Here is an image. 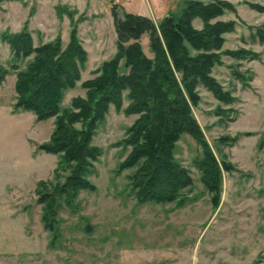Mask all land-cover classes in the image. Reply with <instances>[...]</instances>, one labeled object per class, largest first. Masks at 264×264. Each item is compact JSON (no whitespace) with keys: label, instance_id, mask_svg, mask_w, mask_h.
Masks as SVG:
<instances>
[{"label":"rangeland","instance_id":"rangeland-1","mask_svg":"<svg viewBox=\"0 0 264 264\" xmlns=\"http://www.w3.org/2000/svg\"><path fill=\"white\" fill-rule=\"evenodd\" d=\"M188 1L0 0V64L8 68L11 62L2 33L25 29L36 46L60 37L65 47L75 26L87 61L77 86L64 94L62 106L68 107L73 97L85 95L80 84L94 78L116 52L113 8L118 17L132 13L157 23L179 14ZM225 1L236 12L214 21L233 20L236 25L233 33L224 35L221 51L246 49L259 59L224 55L213 68L211 76L235 99L231 105L197 88L199 102L192 115L217 161L232 167L222 172L218 207L211 206L194 167L200 148L187 135L175 150V159L193 180L183 192L187 204L182 208L137 204L127 179L133 170L117 172L129 152L118 143L138 117L124 114L128 104L124 100L123 109L110 107L91 141L102 152L89 175L96 191L78 194L76 212L61 208L57 242L50 247L35 189L40 180L53 182L58 157L37 152L36 145L49 139L54 118L35 122L31 113L11 112L15 99L11 73L0 86V264H264V48L253 38L264 24V12L245 5L264 7V0ZM192 24L202 27L199 19ZM140 43L151 57L146 35ZM222 138L226 139L220 142Z\"/></svg>","mask_w":264,"mask_h":264},{"label":"trees","instance_id":"trees-1","mask_svg":"<svg viewBox=\"0 0 264 264\" xmlns=\"http://www.w3.org/2000/svg\"><path fill=\"white\" fill-rule=\"evenodd\" d=\"M245 5L264 12L259 4ZM227 12H236L228 1L191 0L179 14L155 23L132 13L118 17L113 8L116 52L101 64L94 78L80 84L85 95L73 97L68 107L62 106L64 94L77 86L87 61L76 27L71 28L65 47L60 37L36 46L25 29L1 34L11 62L8 68L0 64V86L8 75L15 76L11 112L31 113L35 122L54 118L49 139L36 145L37 152L58 157L53 182L40 180L35 189L50 247L57 242L61 208L76 212L78 194L96 191L89 175L102 152L91 141L110 107L119 111L124 100L128 102L124 114L138 117L118 143L129 152L117 172L133 170L127 179L137 204H174L177 208L187 204L183 192L192 187L193 180L189 170L175 159L176 144L187 135L200 148L194 167L211 206L218 207L222 172L232 167L217 161L192 115L199 102L197 88L201 86L218 102L231 105L235 99L211 76L213 68L221 64L224 55L237 60L259 59V54L246 49L221 51L224 35L233 33L236 23L214 20ZM195 19L202 22L201 29L194 28ZM144 35L151 57L145 55L140 43ZM253 38L264 48V24L255 29ZM236 77L242 80L240 73Z\"/></svg>","mask_w":264,"mask_h":264}]
</instances>
